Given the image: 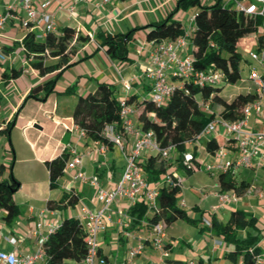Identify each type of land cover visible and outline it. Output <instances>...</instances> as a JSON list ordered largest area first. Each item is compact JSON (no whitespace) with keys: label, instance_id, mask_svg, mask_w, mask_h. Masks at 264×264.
<instances>
[{"label":"crops","instance_id":"obj_1","mask_svg":"<svg viewBox=\"0 0 264 264\" xmlns=\"http://www.w3.org/2000/svg\"><path fill=\"white\" fill-rule=\"evenodd\" d=\"M97 1L51 0L48 10L54 15L58 29L56 34L64 26L69 25L75 28L76 33L87 35L89 32H93L94 40L77 41V35L74 37L70 45L75 44L77 47L72 56V61H76V63L63 71L56 82L54 90L43 100L34 97L26 98V96L32 86L53 77L56 72L40 75L38 69L33 67L30 59L25 56L22 39L28 31L27 28L21 20L12 18L5 28L4 36L0 38V48L7 54L6 59L0 60V121L2 127L6 126L17 114V119L9 133L0 132V142L2 147L5 148L7 138L13 137L14 147L12 143L10 145L15 150L17 157L13 166V174L20 179V187L14 193V196H18L15 202L20 208V213L7 222L2 217L3 211L0 210V250L16 249L20 254L30 252L35 249L37 241L33 228L41 218L44 222L43 231H46L48 222L60 223L66 216H77L82 205L97 209L103 204V201L97 198L95 186L88 180L72 179L70 172L64 173L59 178L58 191L53 190L50 185L47 187L49 170L45 161L59 155L64 149L69 151L64 147L67 143L76 146L78 151L83 154L82 169L84 173L88 177L96 175L102 186L114 188L121 177L125 158L120 146L111 144L108 149L102 151L101 143L80 136L72 112L78 95L94 91L98 81L111 83L116 88L118 98L124 97L125 91L122 78L132 80L130 93H135L137 97L131 103L138 111L137 103L148 95L153 85L152 66L149 60L153 40L148 38L149 28L143 26L168 16L177 6L178 0H113L105 7H99ZM229 1L234 0H223L225 3ZM202 2L212 4L215 0H202ZM11 4L14 5V12L18 16L24 15L19 0H0V12L7 9ZM72 4H75V10L70 13L68 7ZM39 5L40 0H36L34 7L39 8ZM60 5L63 9H59ZM197 9V6H194L189 10H179L174 15L182 23L185 32H191L194 24V20L191 21V16L195 14ZM135 27L141 28L134 32L133 37L127 43L128 58L126 59L112 58L105 48L100 45V42L95 39L96 31L99 29L111 33H126ZM192 50L193 45L188 39L182 54H191ZM54 60H56V57H46L48 62ZM19 68H22L21 74L17 77L13 76L11 72ZM67 88H71L70 93L65 92ZM124 139L126 149L130 148L134 138L131 135H125ZM205 140V137L199 140L197 158L200 161L202 160L199 157V150L202 154H208L204 149ZM151 153L143 150L140 160H145ZM119 158L123 159L120 169L118 167ZM209 159L210 155L207 160ZM0 162H3L6 166L11 164L8 152L0 156ZM18 162L26 165L24 175L23 172L17 174ZM201 167L202 164L199 168ZM179 168H184V173H181ZM36 169L44 170L43 180L34 178L33 173ZM169 169L174 170V173L181 177L182 181L185 176L188 177L197 170L189 172L184 163L178 161L177 158ZM241 169L237 172L238 179H244L252 184V180L240 175ZM8 170L3 177H7ZM248 170L256 171L258 169L249 168ZM18 172L20 173L21 169ZM163 178L164 176L159 181H163ZM154 183L156 182H152V184ZM71 190H75L80 196V200L76 204L48 210L49 199L59 200L65 192L68 193ZM188 190L190 191V189ZM218 194L219 187L215 191V196L211 198V205L213 206L208 208L209 210H203L197 201L191 205L188 204L189 201L184 195L179 197V201L183 200L184 202L181 206L187 210L191 220L178 219L167 226L165 242L170 259L180 260L183 263L193 259L202 264H234L224 255L228 249L224 240L205 226L204 220H209L210 217L214 216L217 220L226 222L234 209H243L249 215L256 216L254 209L251 207L252 199L250 200L253 193L251 196H242L237 201L225 202L220 199ZM256 196V201L260 202L261 197ZM204 198L210 199V195L205 194ZM134 204L130 199L123 198L121 201L109 205L107 226L100 236V253L105 256L108 264H153L154 261L160 258L159 251L154 248L151 242L149 220L145 217L134 220L129 212L130 207ZM231 204L234 206H231ZM214 207L217 208L214 209ZM228 207H230L229 215L227 219L223 220L220 213ZM44 209H47V211L41 216L40 211ZM195 210L201 212V222L193 216ZM256 218L258 219L257 216ZM180 220L191 223L197 227V230L208 229L213 235L211 242L203 240L202 246L194 247L191 240L184 237L183 232L177 234L173 231V226ZM258 225L264 228V215L258 219ZM190 230L192 229L190 228ZM244 233L245 231L242 232L243 235ZM262 233L259 245L264 250V230H262ZM5 236L18 237V244L10 243L5 239ZM180 239L185 245L182 250L176 251V243ZM219 239L223 241L222 244H218L217 240ZM139 240L144 242V250L131 262H126L129 248L136 246ZM115 245L123 248L122 257L118 260L112 259L116 252L112 250V247Z\"/></svg>","mask_w":264,"mask_h":264},{"label":"trees","instance_id":"obj_2","mask_svg":"<svg viewBox=\"0 0 264 264\" xmlns=\"http://www.w3.org/2000/svg\"><path fill=\"white\" fill-rule=\"evenodd\" d=\"M197 6L194 14V24L190 32L189 40L193 45L191 56L195 67L198 69L213 68L223 73V78L215 83H194L185 80L184 86L181 80H173V90L170 96L162 103L155 102L150 92L137 103V123L143 129H152L162 145L175 144L177 160L184 163V153L188 149L192 151L193 158L190 164H185L189 172H193L202 164L198 156V143L188 146L189 140H194L197 133L210 121L214 114L203 111L200 102H210L215 111L216 106L220 116L228 119H238L242 116V107L248 101L255 98V93L247 90H239L235 93L225 94L218 83L222 80L234 82L241 77V70L247 59L238 47L239 39L245 35H255L261 28L262 16L245 14L236 10L234 1L227 3L223 0H215L212 4L202 0H178L177 6L168 16L149 23L143 27L149 28L148 38L161 41L175 39L185 33L182 23L174 17L179 10H187ZM141 27H135L126 33H111L104 29L96 31L95 39L105 48L107 53L116 59L128 58V41L134 32ZM77 41H86L89 35L76 33L75 28L66 25L59 33H47L43 39H36L35 33L28 30L22 39L23 51L30 59L31 65L38 69L40 75L56 72L55 75L44 82L35 84L29 90L26 98L34 97L45 99L53 90L57 80L63 71L76 63L72 56L77 47L70 45L74 37ZM263 40V35L258 36V41ZM56 57L54 61H46V57ZM22 68L14 69L11 73L17 77ZM71 88L65 92L70 93ZM136 94L130 92L126 95L128 102H133ZM120 98L116 95V88L106 81H98L94 91L78 95L72 117L75 125L85 130V138L100 141L111 145L103 133L108 123H117V128L122 129ZM139 112V113H138ZM17 119V114L0 132L9 133ZM221 146L235 148L236 142L226 139L223 134L217 133L206 137L204 149L208 153H214ZM70 153L64 149L59 155L46 160L49 170V185L51 188L58 186L59 178L64 174V166ZM156 153L149 154L141 161L146 179L152 183L157 182L166 174L174 175L163 164ZM9 169L7 177L4 173ZM219 191L230 189L239 194L250 186L246 180L238 179L237 173L232 170L219 174ZM20 187V181L13 174V164L6 166L0 162V210L3 211V219L11 221L20 213V208L14 200V193ZM181 186L162 184L158 195V209L152 212L147 210L146 203L139 201L129 209L134 220L146 218L151 222L164 221L166 228L178 219L191 220L187 210L179 203ZM66 193V192H65ZM59 200L49 199L50 209L62 208L74 205L80 200L79 194L71 190ZM211 225L205 224L215 235L223 239L227 250L224 255L234 264H255V256L263 249L259 245L262 238V230L258 225L256 216L249 215L243 209L231 211L226 222L217 220L214 216L209 218ZM245 231L244 235L242 232ZM46 257L37 264H77L83 260L87 252L85 243V231L77 216H66L59 226L45 242ZM104 260L107 262L105 256ZM166 260L170 264H184L180 260ZM108 263V262H107ZM198 264H202L198 262Z\"/></svg>","mask_w":264,"mask_h":264},{"label":"built area","instance_id":"obj_3","mask_svg":"<svg viewBox=\"0 0 264 264\" xmlns=\"http://www.w3.org/2000/svg\"><path fill=\"white\" fill-rule=\"evenodd\" d=\"M36 0H19V5L24 13L18 16L14 11V5L11 4L7 9L0 12V38L4 36V31L12 18H18L27 30L35 33L36 39H43L47 33H56L57 25L52 12L48 10L51 0H40L39 8L34 7ZM113 0H98L99 7H105ZM236 10L245 14L254 16H262L263 22L261 30L263 40H256L257 49L251 50L249 53L250 64L249 72L245 80L249 81L247 91L255 93V98L248 101L242 107V116L238 119H228L220 116L218 111H214L210 102H200L203 111L214 114L213 118L208 121L201 131L197 133L194 140L187 142L188 146L194 143L200 145L202 137H208L212 134L221 133L226 139L236 142L235 148L221 146L214 153H208L210 159L205 163V169L211 174H218L217 187H220L219 174L228 170L235 173L240 168L264 167V0H234ZM59 9H63L62 5ZM75 4L68 7V11L73 13ZM194 15L191 16V21ZM89 39L94 40V33L89 32ZM190 32L186 31L183 35L175 39H164L161 41L153 40L152 47L149 52V60L151 63V75L153 77V85L151 89V97L155 102L162 103L171 94L173 90V80H181L184 86L185 80H192L194 83H215L223 78L220 70L213 68L198 69L195 67L194 59L190 54L183 55V49L186 46ZM5 59V53L0 48V60ZM242 79V78H241ZM125 95L120 98L121 103V120L122 129L117 128V123L106 124L103 133L111 144L119 145L124 153L125 164L121 177L114 188H106L100 184L96 175L88 177L83 169V154L78 151L76 146L67 143L64 147L70 152V157L64 166V173H69L74 180L89 181L96 187L97 198L103 201V204L97 209H91L85 205L80 207L77 217L80 219L85 231V243L87 252L82 261L77 264H108L100 253V236L107 226L108 215L107 210L113 202H119L123 198L130 199L133 203L143 201L146 203L149 212L158 209V195L162 184H173L182 186V178L174 173V175L166 174L163 181L154 184L146 179L144 168L141 164L140 156L143 150L156 153L161 160H167L176 154L175 144L162 145L157 139L152 129H143L137 123V109L126 100V95L132 90V80L122 78ZM218 126L223 128V132H218ZM80 136L85 137V130L76 125ZM131 135L134 138L133 144L126 149L124 136ZM101 143V150L108 149L109 144ZM232 155L230 159L227 157ZM193 158L191 150L184 153V163L190 164ZM203 163V162H202ZM254 192L252 184L248 186L242 194L236 190L230 189L219 191L220 199L225 201H237L242 196L251 195ZM184 204L183 200L180 205ZM217 207H214L216 209ZM50 208L48 207V210ZM47 209L41 210L40 215L43 216ZM151 225V242L159 251L160 258L153 264H170L166 258L169 257V251L166 247V224L160 220L157 222L148 221ZM204 223L211 225L208 219ZM59 223H47V230L43 231L44 222L42 218L37 221L33 232L37 236L36 247L30 252L20 254L16 249L0 250V264H37L46 257L45 242L50 234L55 231ZM10 243L17 245L19 238L16 236H5ZM218 244H222L221 239L217 240ZM145 244L139 240L136 246L129 248L126 256V262H131L138 254L144 250ZM184 264H198L197 261L191 259ZM255 264H264V250L256 254Z\"/></svg>","mask_w":264,"mask_h":264},{"label":"rangeland","instance_id":"obj_4","mask_svg":"<svg viewBox=\"0 0 264 264\" xmlns=\"http://www.w3.org/2000/svg\"><path fill=\"white\" fill-rule=\"evenodd\" d=\"M190 8H193V7H190ZM190 8H188V10ZM183 23H184V21H183ZM184 24H186V23H184ZM260 34H262L261 28L259 29V31L255 35L248 34V35H245L239 39L238 47L241 50V52L243 53L244 57L246 59H248L249 61H251L249 59L250 51L256 50L258 48L255 41L257 40V38ZM6 58H7V54L5 53V59ZM249 67H250V64L245 62L243 69L241 70V77L234 82L226 81V80L220 81L218 83V86L222 87L223 93H225V94L235 93L239 90L247 89V87L249 86V81L245 80V78L248 75ZM215 109H216V111H220L221 107L216 106ZM138 111H140V109ZM217 130H218V132H223V128L220 126H218ZM10 143H12V145L14 147L12 136L7 138V144L5 145L6 146L5 148L2 147V143L0 142V154H1L0 156H2L4 153L7 154V152H8V155L10 156L11 164H13V166H14L17 157H16V152L12 148ZM146 155H147V153H146ZM231 156L232 155H229L227 158L230 159ZM177 157H178V154L176 153L171 158L164 160L162 162L165 166L170 168V166L173 165V162ZM199 157L201 158V160L203 162L202 167L197 169L192 174H190V176L184 177L183 184H182V192H180L179 197H182L184 195V197H186L189 201L188 204L191 205L197 201L200 204L201 208H203V210H209L208 208H212V206H213V205H211L212 204L211 198H212V196H215V191L217 190L218 174L217 173L211 174L210 172H208L205 169V163L207 162L209 154H207V153L202 154L199 150ZM122 164H123V159L119 158V160H118L119 169L122 166ZM25 166H26L25 163L18 162L17 163V174H21L23 172V175H24V173L26 172ZM19 169H21L20 173L18 172ZM248 169L249 168L245 169L244 167H242V169L240 171V175H243L244 177L248 178L249 180H252L254 192H253V195L251 194L252 196L251 195H249V196H251L250 200L252 199V203H251L252 206L251 207L254 209V214L259 219L264 215V207H263V203H264V168L258 169L256 171H252V170H248ZM179 171L181 173H184V168H179ZM44 173H45L44 170L36 169L33 173V176H34V178H38V179L43 180V178H44L43 174ZM14 176L16 177L15 174H14ZM16 178L18 179V177H16ZM18 180L20 181V179H18ZM46 185H47V187H49V182L46 183ZM188 189H190V191ZM53 190L58 191L59 189H58V187H55V188H53ZM88 190H89V188H88ZM90 192L93 193V191H90ZM205 194H209L210 199L204 198ZM256 195L261 197L260 202L256 201V197H257ZM197 196H199V197H197ZM17 198H18V196H14V200ZM180 202L181 201H179V203ZM231 206H234V205L231 204ZM229 212H230V207H228L226 210H223V212L220 213L223 220L227 219ZM200 213L201 212L199 210H195L193 216L195 218H198L199 221L201 222ZM190 228L192 230H190ZM173 231L177 232V234H180L181 232H183L182 234L184 235V237L187 240L190 239L192 242V245L194 247L202 246L203 240H206L205 242H211V238L213 236V235H211V233L208 229H198L197 230L196 226H193L191 223H188L185 220H180L177 224H175L173 226ZM177 243H176V251L182 250L185 243L182 241V239L178 240ZM119 248H121V249H119ZM122 249H123L122 246L118 247L115 245L112 247V250L116 251L112 257L113 260H116V259L118 260V258L122 257V253H123Z\"/></svg>","mask_w":264,"mask_h":264}]
</instances>
